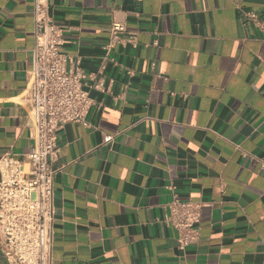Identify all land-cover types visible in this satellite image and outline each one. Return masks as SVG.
Here are the masks:
<instances>
[{"label":"crops","instance_id":"1","mask_svg":"<svg viewBox=\"0 0 264 264\" xmlns=\"http://www.w3.org/2000/svg\"><path fill=\"white\" fill-rule=\"evenodd\" d=\"M48 1L95 103L58 133L51 263L264 264V0ZM115 23L137 47L107 54ZM34 32V0H0V157L32 146ZM175 197L202 207L183 251Z\"/></svg>","mask_w":264,"mask_h":264},{"label":"built area","instance_id":"2","mask_svg":"<svg viewBox=\"0 0 264 264\" xmlns=\"http://www.w3.org/2000/svg\"><path fill=\"white\" fill-rule=\"evenodd\" d=\"M34 20L35 47L22 98L32 146L27 154L0 157V235L9 264H52L55 177L61 171L55 167L61 154L58 133L68 123L88 127L95 105L80 62L62 50L65 29L50 16L48 0H34ZM110 33L107 54L118 44L137 47L125 25L113 24ZM113 141L107 136L103 144ZM201 208L177 197L168 205L166 224L175 230L182 251L198 242Z\"/></svg>","mask_w":264,"mask_h":264}]
</instances>
